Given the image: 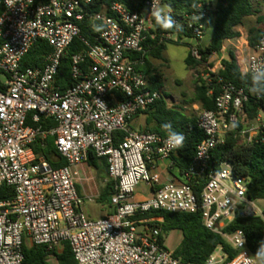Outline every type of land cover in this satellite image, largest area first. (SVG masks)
<instances>
[{"label":"built area","instance_id":"2783aa9c","mask_svg":"<svg viewBox=\"0 0 264 264\" xmlns=\"http://www.w3.org/2000/svg\"><path fill=\"white\" fill-rule=\"evenodd\" d=\"M92 2L0 0V188L7 185L14 190L12 200L0 202V264H22L26 238L49 251L68 243L77 264H189L174 257L162 241V229L152 225L163 218L142 217L153 211L198 210L206 228L237 251L229 259L220 245L204 264H248L254 255L247 240L239 245L245 233H226L225 228L237 219L264 221V198L249 197L247 178L234 176L232 164L225 162L217 169L211 165L213 151L229 135L244 146L264 143V114L250 119L246 90L217 78L215 109L200 110L196 117V127L205 138L182 174L175 161L180 149H168V134L130 126L135 117L165 100L141 69L152 47L144 44L149 38L158 45L177 41L175 34L157 33L152 7L170 12L200 41L208 29L212 3L200 2L177 18L170 7L162 9L164 0H146L140 10L114 2L111 16L93 15L103 28L97 44H92L81 35L80 26ZM75 40L81 48L70 58L71 85L62 90L60 67ZM38 41L51 48L43 67L23 68L24 57ZM190 48L200 61L198 47ZM240 57L236 60L243 74L264 72V35L244 64ZM210 58L205 63L208 70L200 75L207 81L210 73L222 68V59L214 67ZM213 92L210 88L209 95ZM42 119L53 126L42 129L38 126ZM117 132L124 134L119 143ZM49 138L66 161L62 167L54 168L33 148L36 144L44 148ZM91 152L106 159L108 179L114 183V212L99 220L87 217L77 187L78 166L88 162ZM160 160H168L169 169L178 175L162 182L156 170ZM141 183L150 192L138 199L135 193Z\"/></svg>","mask_w":264,"mask_h":264},{"label":"trees","instance_id":"16d2710c","mask_svg":"<svg viewBox=\"0 0 264 264\" xmlns=\"http://www.w3.org/2000/svg\"><path fill=\"white\" fill-rule=\"evenodd\" d=\"M46 3L48 0H38ZM146 0H93L86 7L87 15L80 22L81 35L97 44V38L102 31V24L92 19L96 13L105 12L111 16L109 7L114 2L124 4L129 9H142ZM208 1L212 3L213 9L211 16L207 21V28L211 30V41L206 46H198L201 54V60H196L189 51L185 63L189 67H197L205 64L210 56L216 52L220 53L224 47V43L228 40L238 39L241 37L237 28L242 26L244 20L248 17L256 16L257 24L261 27H252L249 30L248 44L251 48L255 47L259 38L264 35V12L257 15V11L253 6L252 0H164V4L170 7L175 17H179L184 13L193 11L198 3ZM93 24L100 26V31L93 30ZM155 29L158 32H169L177 36V41L168 44H157V41H151L149 38L144 44L149 50L146 65L141 69L145 71L150 78L151 88L160 90L163 88L162 74L154 69L151 59H163V52L169 44H180L184 38H193L191 29L182 26L180 30L175 28L165 31L156 24ZM78 40H75L68 48L66 55L63 57L58 75V85L62 90L67 89L71 85L69 68L71 56L80 50ZM51 48L43 41L36 42L28 54L22 61V67H43L44 55L49 53ZM222 68L215 74L210 73V80L207 81L200 76L196 80L195 97L192 104H198L202 110H214L215 98L219 94V85L217 78H222L225 82L234 84L239 88H244L249 95V102L246 104V111L250 119L256 118L259 113L264 114V96L257 97L249 92L252 84V76L243 74L237 63L235 54L230 51L227 58L221 61ZM213 66V64H211ZM260 86L264 87V76L260 77ZM213 88V95H209V89ZM144 114L147 115V127L144 131L149 130L167 135L168 131L162 125L171 123L172 129L176 132L186 133L184 147L178 151L175 158L176 169L182 174L192 163L197 147L205 138L204 133L196 127V117H190L181 110L169 108L167 102L162 99L157 101ZM132 121V120H131ZM130 121V122H131ZM30 123V121L28 122ZM154 123L152 128L149 127ZM34 125V124H33ZM37 126V125H36ZM42 129H48L53 126L50 120L42 119L38 125ZM123 132L115 133L116 142L119 143L123 139ZM53 138H49L45 147L41 148L36 144L33 148L38 155H44L48 160L52 156H58L59 161L52 163L54 168L62 167L66 161L58 154L54 147ZM97 161L107 167L105 158H98L93 152L90 153L88 163L97 167ZM228 162L233 166V175L236 177H245L248 180V195L252 199L264 198V143L244 146L239 144V139L233 135L226 138L224 144L219 145L212 154L211 165L214 169ZM114 193V183L108 181L106 186L100 193L98 201L103 204L111 199ZM14 190L12 187L3 185L0 188V202H8L12 200ZM162 217L163 222H153V226L162 229V241L170 232L180 231L182 240L177 248L172 250L174 257L189 264H204L212 253L222 245L224 250L229 254V259H233L237 255V251L232 249L226 241L218 234L208 230L204 225L202 212L200 210L195 213H169L164 211H153L146 214L142 218ZM236 230H242L245 233L247 246L249 251L255 255L259 241L264 240V221L259 217H251L245 219H237L225 228L226 233H232ZM55 256L58 264H77L75 256L68 243L65 244L64 251L56 254L49 251L46 246L33 245L31 247L24 246V261L22 264H50L49 258Z\"/></svg>","mask_w":264,"mask_h":264},{"label":"rangeland","instance_id":"374dc122","mask_svg":"<svg viewBox=\"0 0 264 264\" xmlns=\"http://www.w3.org/2000/svg\"><path fill=\"white\" fill-rule=\"evenodd\" d=\"M253 6L257 11V15L264 12V0H252ZM168 6L164 4L162 9H166ZM256 16L248 17L245 19L244 26V39L238 44L240 47H245L244 40L248 42L249 30L252 27H261L257 24ZM211 41V30H206L205 36L202 40L197 41L194 38H184L180 44H169L163 52V59H151L154 69L162 74V91L165 94V99L171 108L181 110L190 117H197L200 107H194L192 100L195 97V85L199 75L208 70L207 65L203 64L197 67H189L186 65L185 60L190 51V47L206 46ZM226 49H223L216 56L210 58V64H214V67L219 66L221 57L227 58L228 53L232 50V46L227 42L224 44ZM146 116L141 115L136 118L131 126L134 130L140 131L143 129L144 119ZM87 182H84V186ZM90 186L94 187L91 183ZM148 188L142 183L139 184L136 190V197L145 196ZM95 192V191H94ZM82 208L86 215L93 219L102 218L106 214V210L103 208V203L95 198L86 197L83 200ZM182 233L180 231H173L166 235V245L168 249L174 250L180 243Z\"/></svg>","mask_w":264,"mask_h":264},{"label":"crops","instance_id":"0c3cea01","mask_svg":"<svg viewBox=\"0 0 264 264\" xmlns=\"http://www.w3.org/2000/svg\"><path fill=\"white\" fill-rule=\"evenodd\" d=\"M244 22H245V20H244ZM244 30H245V26H244V23H243L242 26H240V27L237 28V31L240 32L241 37L238 38V39H232V40L226 41L229 45L232 46V50L231 51L236 56L241 55V57H240L241 64H244L245 63V61H246L248 55L251 53V49H252L248 45L247 40H244L245 45H246L245 47H243V46L240 47L238 45L241 42V40L244 39V34H245L244 33ZM223 49H226V46L225 45H224ZM221 59H223V57H221ZM164 96H165V94H164ZM165 101H166V99H165ZM167 105H168L169 108H171L169 106L168 102H167ZM194 105H195L194 107H198L199 106L198 104H194ZM141 115L146 116L145 119H144V125H142L143 126L142 131H144V129L147 127V124H146L147 115L146 114H141ZM141 115L135 117L130 122V126H131L132 122L136 118L140 117ZM153 126H154V123H151L149 125L150 128H152ZM58 161H59L58 156H52L51 159L49 160V162L51 163V165H52V163H57ZM106 164H107V162H106ZM168 165H169L168 160H160L158 162V164H157L156 170L161 173V175H162L161 181L162 182H166L169 179H172V177H173L172 175H175V176L178 175L177 170L169 169ZM78 172H79V176H78V181H77V187H78V190H79V194L82 197V200H84L86 197L95 198V199L98 200L101 191L103 190V188L106 186V184L109 181L107 167L102 164V161H97V167L96 166H93V165H90L87 162V163H83V164H81V165L78 166ZM85 181L87 182V185L86 186H84V182ZM91 183L94 184V187L93 186L92 187L90 186ZM149 192H150V190L148 189L147 194L145 196H141L140 198L139 197H137V198L138 199L146 198L149 195ZM103 208L106 210V214L102 218H99V219H103V218L107 217L108 215H110V214H112L114 212V208L111 205V199L107 200L103 204ZM87 217L89 219H91V220H99V219L90 218L88 215H87ZM181 240H182V236L180 238V242H181ZM164 243L166 245V237L164 238ZM25 245L28 246V247H31L34 244L31 242L30 239L26 238L25 239ZM64 248H65V245H62V246L58 247L54 252L56 254H61L64 251ZM170 250H172V249H170ZM49 263L50 264H58V260H57V258L55 256H51L49 258Z\"/></svg>","mask_w":264,"mask_h":264},{"label":"clouds","instance_id":"9594fccd","mask_svg":"<svg viewBox=\"0 0 264 264\" xmlns=\"http://www.w3.org/2000/svg\"><path fill=\"white\" fill-rule=\"evenodd\" d=\"M11 0H9V3ZM151 16L155 19V22L159 27L165 31L176 29L180 30L182 25L178 24V22L173 18L170 12H164L161 9L152 7ZM200 19L201 17H197ZM93 30L100 31L101 28L98 25L93 24ZM260 75H264V72L259 75L252 76V84L249 87L250 94L261 97L264 96V87L260 86ZM162 127L168 131V137L165 141L166 146L169 150L173 149H181L184 147V141L186 139L185 135L182 132H176L172 129L171 123H166L162 125ZM246 242V238L243 237L239 241V245H242ZM259 247L254 256H252L248 260V264H264V240L258 242Z\"/></svg>","mask_w":264,"mask_h":264}]
</instances>
